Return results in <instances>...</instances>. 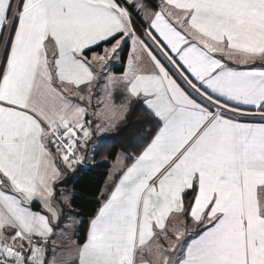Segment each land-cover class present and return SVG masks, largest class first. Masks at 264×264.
<instances>
[{
	"label": "snow or ice",
	"instance_id": "6c2138e0",
	"mask_svg": "<svg viewBox=\"0 0 264 264\" xmlns=\"http://www.w3.org/2000/svg\"><path fill=\"white\" fill-rule=\"evenodd\" d=\"M0 264H264V0H0Z\"/></svg>",
	"mask_w": 264,
	"mask_h": 264
},
{
	"label": "trees",
	"instance_id": "16d2710c",
	"mask_svg": "<svg viewBox=\"0 0 264 264\" xmlns=\"http://www.w3.org/2000/svg\"><path fill=\"white\" fill-rule=\"evenodd\" d=\"M145 128H147V124L144 122L139 109L129 113V124L121 125L111 134L115 139L112 141L113 147L110 151L112 153H120L122 149H127L128 139ZM111 162H113L111 157L106 161H102L101 157L97 156V166L90 167L88 170L82 172L75 181H69L68 187L70 188L75 183L73 206L74 211L78 214V218L83 222L82 231L87 228L89 218L98 207L96 201L99 190L104 184Z\"/></svg>",
	"mask_w": 264,
	"mask_h": 264
},
{
	"label": "crops",
	"instance_id": "0c3cea01",
	"mask_svg": "<svg viewBox=\"0 0 264 264\" xmlns=\"http://www.w3.org/2000/svg\"><path fill=\"white\" fill-rule=\"evenodd\" d=\"M114 162V161H113ZM110 170V169H109ZM109 170H108V172H109ZM107 178V177H106ZM106 180V179H105ZM104 184H105V181H104ZM104 184H103V186L102 187H104Z\"/></svg>",
	"mask_w": 264,
	"mask_h": 264
},
{
	"label": "rangeland",
	"instance_id": "374dc122",
	"mask_svg": "<svg viewBox=\"0 0 264 264\" xmlns=\"http://www.w3.org/2000/svg\"><path fill=\"white\" fill-rule=\"evenodd\" d=\"M112 164H113V162L110 163V165H112ZM109 169H110V168H109ZM79 219H80V218H79Z\"/></svg>",
	"mask_w": 264,
	"mask_h": 264
}]
</instances>
